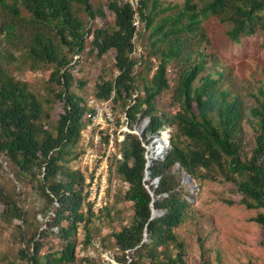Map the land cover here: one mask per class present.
I'll use <instances>...</instances> for the list:
<instances>
[{"label": "trees", "instance_id": "16d2710c", "mask_svg": "<svg viewBox=\"0 0 264 264\" xmlns=\"http://www.w3.org/2000/svg\"><path fill=\"white\" fill-rule=\"evenodd\" d=\"M98 1L0 0V156L17 176L40 180L41 194L54 214L46 229L29 222L28 234L22 232L24 264H76L79 227L91 244L89 226L108 209L93 210L85 175L67 167V156L83 144L90 121V99L72 89L78 85L72 69L84 54L103 58L115 53L119 74L97 84L94 97L114 93L116 110L120 102L125 109L135 102L126 111L133 120L140 113L149 119L144 140L163 128L172 133L166 158L153 160L148 168L149 181L140 139L128 134L121 144L124 160L118 173L128 184L124 198L133 216L129 225L111 233L120 264H188L186 244L177 231L198 215L185 175L193 180L221 175L233 183L241 202L260 210L255 221L264 228V85L247 108V95L236 88L233 71L221 68L219 59L208 53L203 28V21L215 16L231 26L229 36L239 44L243 36L264 31V0H202L201 9L195 0H185L181 10L159 20L160 12L170 9L161 10L160 0H140L136 10L125 0ZM149 30L151 57L158 64L137 52V42ZM19 60L32 71L52 67L49 81L60 88L54 100L63 104L54 129L48 126L44 103L28 82L14 75L11 66ZM166 91L179 109L175 114L157 109L156 101ZM247 126L254 133L250 141ZM154 180L156 188L150 186ZM0 200L4 217L24 219L23 210L2 189ZM153 210L158 213L154 218ZM51 234L58 246L49 244ZM201 248L204 253L203 243Z\"/></svg>", "mask_w": 264, "mask_h": 264}, {"label": "rangeland", "instance_id": "374dc122", "mask_svg": "<svg viewBox=\"0 0 264 264\" xmlns=\"http://www.w3.org/2000/svg\"><path fill=\"white\" fill-rule=\"evenodd\" d=\"M92 2L97 5L99 1L92 0ZM184 2L185 0H160L161 10L170 9L164 13L160 12L157 20L181 10ZM195 3L201 9L205 1L195 0ZM83 18L85 19L84 14ZM109 19L113 20L112 16ZM203 28L210 42L206 45L208 53L214 54L219 59L221 68H229L233 71L235 86L247 95L245 103L247 108L250 107L255 103L254 96L264 85V31L261 30L255 35H245L241 38V42L236 44L229 36L231 26L222 23L215 16L205 19ZM150 33V30L146 31L143 38L140 37L137 42L140 48L138 52L141 51L145 58H150L158 64L151 57ZM114 57V51L107 53L103 58H93L84 54L75 62V67L72 69L78 83L76 86L73 85L72 89L87 100L93 98L96 95L97 84L103 80H112L117 75L114 70ZM51 68L48 66L32 71L29 64L21 60L11 66L16 78L28 82L30 89L44 103L50 114L48 126L54 129L59 115L63 112V104L54 100L60 88L49 81ZM138 94V91L135 92L134 98ZM170 96L171 92L166 91L157 99L159 114L162 111L175 114L179 110L171 103ZM128 104L133 105L131 102ZM126 109L123 107V102L117 104L118 111L115 110L118 119L123 117ZM140 117L142 118L141 113L138 115V118ZM144 120L149 121L143 119L140 124ZM133 123L137 124V121ZM247 132L250 141L254 133L249 126ZM87 149L84 142L76 145L73 153L67 156L69 159L67 167L81 171L87 179L89 189L91 182L94 181L90 166L95 164L96 159L86 160ZM121 149V146H117L116 151L119 152ZM100 153L102 152L99 148L95 149V155ZM76 154L79 155L77 158ZM120 164L121 161H118L114 155L109 160L108 182L104 191L107 204L103 207L108 206V209L100 219H93L89 226L92 243L87 244L84 241L86 231L82 226L76 233L78 259L76 264H82L83 258L92 259L95 264H120L115 258L119 252L114 246L111 233L122 225H129L133 216L131 204L124 198L125 184L118 173ZM176 169L177 167L174 168ZM89 179H91L90 183ZM193 181L194 183L187 182L186 190L189 192L188 197L196 209L198 219L196 221L187 219L177 231L180 239L186 244L188 264H204L206 261L209 264H264V228L255 221L260 210L249 209L244 205L237 187L225 181L221 175L213 179L200 176ZM154 182L156 180L152 181L150 186L154 185L156 188L159 183L154 184ZM40 186V180L32 181L29 176H17L16 171L0 156V189L13 199L12 201L23 210L24 214V219H14L11 222L3 216L4 205L0 200V264H24L20 255L21 248L25 246L22 232L28 234L29 222L37 224L41 227L40 230L46 229L51 223L54 216L53 206H48L41 194ZM87 201H89L88 191ZM48 242L59 245L55 234L50 235ZM202 243L204 253L201 248Z\"/></svg>", "mask_w": 264, "mask_h": 264}, {"label": "built area", "instance_id": "2783aa9c", "mask_svg": "<svg viewBox=\"0 0 264 264\" xmlns=\"http://www.w3.org/2000/svg\"><path fill=\"white\" fill-rule=\"evenodd\" d=\"M125 1L129 2L134 10L140 5V0ZM134 24L139 27L138 15L135 16ZM138 51L139 50H137V52ZM118 74L119 71H117V75ZM114 99L115 94L113 93L110 98L93 97L89 100V106L91 108L90 121L83 131V142L85 146L88 147L85 158L86 160H90L91 158L96 159L95 164H91L90 166V172L94 175V181L92 183L90 181L91 179H89L91 186L88 189V199L95 212H99L107 204L104 191L106 190L108 182L109 160L113 155L116 156L118 161L122 162L124 160L122 151L118 152L116 149L117 146H121L128 134L136 135L140 139L146 150L145 155L147 162H149L150 165L153 160H164L170 150V128H163L144 140L143 134L149 121L144 120V122L140 124V121L143 119L141 117L138 118L139 114L135 120L131 119L126 111L130 106L125 110L123 117L118 119ZM131 103L134 105L135 102ZM134 121H137V124H134ZM161 139H165L167 142L158 152L157 142ZM97 148H99L102 153L95 155L94 151ZM125 187L128 188L127 183H125Z\"/></svg>", "mask_w": 264, "mask_h": 264}, {"label": "water", "instance_id": "95a60500", "mask_svg": "<svg viewBox=\"0 0 264 264\" xmlns=\"http://www.w3.org/2000/svg\"><path fill=\"white\" fill-rule=\"evenodd\" d=\"M150 166V163L147 162V168H149ZM150 178V171L147 169L146 170V178H145V181H147L148 179ZM158 181V180H157ZM157 181L155 182V184L157 183ZM184 181L187 183H194L193 179L187 175H185V178H184ZM151 195L154 197V192H151ZM155 201V198L153 199V202ZM158 216V213L156 210H153V215H152V218Z\"/></svg>", "mask_w": 264, "mask_h": 264}, {"label": "bare ground", "instance_id": "6f19581e", "mask_svg": "<svg viewBox=\"0 0 264 264\" xmlns=\"http://www.w3.org/2000/svg\"><path fill=\"white\" fill-rule=\"evenodd\" d=\"M167 141L165 139H161V140H158V149L157 151L159 152L161 150V148L165 145Z\"/></svg>", "mask_w": 264, "mask_h": 264}]
</instances>
